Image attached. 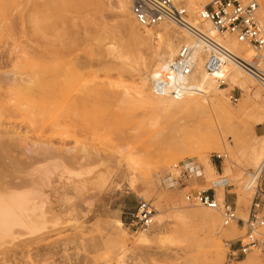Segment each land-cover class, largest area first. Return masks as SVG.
I'll list each match as a JSON object with an SVG mask.
<instances>
[{
  "label": "rangeland",
  "instance_id": "obj_1",
  "mask_svg": "<svg viewBox=\"0 0 264 264\" xmlns=\"http://www.w3.org/2000/svg\"><path fill=\"white\" fill-rule=\"evenodd\" d=\"M122 4L125 9L117 0H0V198L27 195L20 198L26 211L37 205L44 214L37 226L0 230V264H227V246L245 234L253 201L264 213V166L253 157L264 137L255 123L264 88L254 81L220 87L233 117L219 123L221 149L206 153L214 175L195 177L184 165L186 153L168 156L171 142L187 141L171 129L182 121L192 132L209 129L213 119L157 114L147 103L123 99L125 92L132 97L160 49L133 35L129 2ZM128 153L143 162L134 175L123 164ZM182 170L190 172L187 180ZM168 176L174 185L164 184ZM203 189L232 205L243 224L218 225L219 238L211 236L200 215L212 210L194 202ZM139 202L154 210L147 230L128 225ZM140 233L146 243L136 240ZM229 264H264V255Z\"/></svg>",
  "mask_w": 264,
  "mask_h": 264
},
{
  "label": "built area",
  "instance_id": "obj_2",
  "mask_svg": "<svg viewBox=\"0 0 264 264\" xmlns=\"http://www.w3.org/2000/svg\"><path fill=\"white\" fill-rule=\"evenodd\" d=\"M263 2L209 0L192 15L186 0H129L130 13L140 28L166 23L191 39V43L181 45L176 56L156 73L151 81L152 93L175 98L201 93L191 82L197 55L203 61L204 72L218 87L227 86L226 68L231 65L244 71L264 88V30L257 16ZM205 23L214 29V36L204 28ZM229 39L251 49L253 56L249 60L238 57L227 45ZM229 99L236 101L232 95H229ZM178 167L177 164L171 169L176 170ZM189 173L187 170L180 171V178L187 180ZM194 202L197 206L217 211L224 226L239 221L243 224L236 218L232 205L218 201L213 190L196 191ZM153 216V208L139 202L136 210L127 214L128 225L134 229L147 230L153 224ZM244 224L245 234L235 244L227 246V264L250 253L264 255V213L260 209V202L253 201Z\"/></svg>",
  "mask_w": 264,
  "mask_h": 264
},
{
  "label": "bare ground",
  "instance_id": "obj_3",
  "mask_svg": "<svg viewBox=\"0 0 264 264\" xmlns=\"http://www.w3.org/2000/svg\"><path fill=\"white\" fill-rule=\"evenodd\" d=\"M196 2L193 4L190 3L188 8L189 9L194 7L201 8L205 6V4L209 2V0H197ZM117 3L120 9H125L122 4V0H117ZM127 10L129 11V15L133 19L130 13V4ZM257 16L264 30V2L261 3L257 12ZM168 25L169 24L161 23L158 26L152 28H142L146 30H144V32L141 34L137 28L138 25L136 24L134 19L131 22L130 24L131 32L133 33V35H135V37H138L141 40L145 41L148 44V46H150L151 48L157 47L160 50L158 54L153 55L151 59V65L145 72V75L143 77L138 78L137 84L135 85V87H133L132 90V94H133L132 97H129V94L127 95L126 92L122 96L123 99L127 101L128 100L131 101L132 99V100H138L139 102L147 103L152 107V110H154V112L158 111L160 114H166L169 113L170 111L184 112L191 114L200 113L209 119H213L215 125L213 128H209V129L202 128V129H197L193 132L189 130L188 126L184 125L185 122L183 123L182 121L178 125L177 129L172 128L171 131H175L179 135H183V134L187 135L186 136L187 141H184L185 137L184 138L181 137L182 139L181 142L177 141L180 139V137L179 139H176L175 138L176 136L174 135L172 136V139L174 137V140H176L177 143L178 142L180 143L175 144L171 142L172 144H174L172 145V147L166 146L167 149L170 148L168 156L174 155L176 153L187 154L188 159L190 161L186 162L185 166L188 167L190 171L191 170L193 171L191 172L193 173L192 175H194L195 177L196 176L200 177L201 173H203L205 175V178H211L214 175L215 170L213 165L208 160L206 153H209L212 149L214 150L221 149V147L217 142V137L222 132L219 123L221 120L232 118L233 115L231 114V111L227 108L224 100H222L221 98L222 97L221 92L225 88L218 87L215 81L204 72L203 61L199 55L196 56L195 67L191 75V82L200 89L201 93L189 94L179 98L168 97V96H156L152 93L151 81L156 75V73L176 56L181 45L191 43V39L184 32H182L181 30H176L180 34L176 33L175 31L167 28ZM203 26L211 35L213 36L215 35L214 29L210 27L208 23H205ZM227 45L238 57H240L243 60H249L253 56V52L251 49L242 46L241 44L235 42L233 39H229V41H227ZM44 55H46V57L53 60V63H55V57L52 56L51 53L49 54L48 52L46 53L44 52ZM126 58L127 57H124V59ZM60 68L61 65L59 66V64H54L55 72L61 70ZM226 71H227V75H226L227 86L228 83H230L234 86H237L236 87L237 89L238 87L247 88L254 81L248 74H246L238 67L230 65L226 68ZM240 71L244 73L246 77H243ZM213 81L215 84L213 83ZM212 85H214V87ZM259 96L260 95L257 93L255 95V98L258 99ZM138 101H136L135 103L137 104ZM263 122H264V99L262 100L259 109L256 111V117H255V123L260 124ZM253 157L257 159V162L259 163L260 167L264 166V137L260 138V140L257 142L254 148ZM193 158H196L198 160L199 162L198 167H196L193 164V161L191 160ZM141 161L142 159L141 158L138 159L136 154L131 155L130 153H128L123 158V164L129 170L130 175H134L135 171L139 170L140 167H143L141 166L143 165L142 164L143 162ZM67 171L69 172V170ZM224 172L227 174L229 170L226 169ZM74 174L76 175L79 173L77 171ZM164 182L167 183V186L174 185V182H172L170 176L164 178ZM22 195L23 194L17 192H11L5 196V199L0 198V230L1 231L16 226L18 224H24L32 227L36 225L35 224L36 220L40 222L43 221L44 214L41 212L40 206L33 205L29 209V211H26V206H25L26 200H22L25 201L22 202L20 198L26 199L27 195L26 196L23 195L24 197H22ZM212 211L202 212L200 217L202 222L206 225V228L208 227L209 231L212 233L211 236L219 238L217 233L218 231L216 232L218 225L219 227H223L226 229L227 227H229L228 225L230 224H228L226 227L221 226V222H218L217 220L218 217L215 216L216 214H214ZM119 225L120 224L118 223V226ZM136 240L141 243L147 242V238L143 233H140L137 236ZM214 246L216 247V250H219L220 244L218 241L214 242ZM213 251L215 253V250Z\"/></svg>",
  "mask_w": 264,
  "mask_h": 264
},
{
  "label": "crops",
  "instance_id": "obj_4",
  "mask_svg": "<svg viewBox=\"0 0 264 264\" xmlns=\"http://www.w3.org/2000/svg\"><path fill=\"white\" fill-rule=\"evenodd\" d=\"M257 128L259 129V132L260 133H264V124H262V125H260V124H258V126H257ZM262 135H264V134H262ZM261 135V136H262ZM214 167V170L216 169V166H213ZM164 184L167 186V183H165L164 182ZM211 190H213V189H210V191ZM214 191V190H213ZM214 193H215V191H214ZM220 196V195H219ZM223 197V195H222V193H221V198ZM222 200H223V198H222Z\"/></svg>",
  "mask_w": 264,
  "mask_h": 264
}]
</instances>
